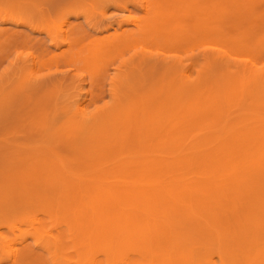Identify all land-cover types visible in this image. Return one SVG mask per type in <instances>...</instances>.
<instances>
[{
    "label": "rangeland",
    "instance_id": "1",
    "mask_svg": "<svg viewBox=\"0 0 264 264\" xmlns=\"http://www.w3.org/2000/svg\"><path fill=\"white\" fill-rule=\"evenodd\" d=\"M89 1L0 0L33 21L0 24V209L37 216L63 243L58 263L22 213L0 222L9 248L32 264H264V0H150L166 27L148 43L124 33L139 5ZM79 3L88 12L74 17ZM65 19L97 43L94 58L43 32ZM207 50L227 65H208ZM73 100L105 123L70 137Z\"/></svg>",
    "mask_w": 264,
    "mask_h": 264
},
{
    "label": "bare ground",
    "instance_id": "2",
    "mask_svg": "<svg viewBox=\"0 0 264 264\" xmlns=\"http://www.w3.org/2000/svg\"><path fill=\"white\" fill-rule=\"evenodd\" d=\"M83 1V0H82ZM89 1V0H88ZM92 1V0H91ZM91 1H89V3L91 2ZM123 0H107V2H111L112 4H115L116 2H122ZM144 1V4H142L140 1H138V0H127V2H124V4H125V6H123V7H120V8H123V10H127V5H131L132 7H137V5H139V7L140 8H143L145 11H144V15H145V17L143 18V19H141V20H138V21H133L134 19H132V21H131V19H130V21H131V23L132 22H135V23H133V26H134V28L132 29L133 31H130L129 33L126 31V32H124L125 34H128V35H132V36H129V37H135L136 36V38L138 37H141L140 38V40H141V42L142 43H148V41H149V37L151 36H153L154 34H156L157 33V31L158 30H162L163 28H165L166 27V24H163V17L161 16V8L159 7V4H157V6L155 5V7L153 8V9H151V6H150V0H143ZM208 1H210V0H208ZM208 1H206L208 4H209V2ZM85 2V1H84ZM186 2V1H185ZM196 2V1H195ZM110 3V4H111ZM175 3V2H174ZM184 3V2H183ZM187 3V2H186ZM210 3H213V1L211 2L210 1ZM90 4H93V3H90ZM96 4H98L97 2H95L93 5H96ZM111 4V5H112ZM182 4V3H181ZM190 4V3H189ZM197 4H199V3H197ZM187 6H188V3H187ZM198 6V5H197ZM207 6H210V5H207ZM14 7H16V6H14ZM13 5L11 4V2H8V4H6V5H0V24H8V23H12V24H19V25H22V24H27V25H29L30 26V24H33L32 22L33 21H31V18H29V17H27L28 18V20L27 21H20L19 22V19L17 18V17H15L14 16V14L15 13H19L18 12V10L17 11H15L13 8ZM92 7V6H91ZM175 7H177V6H175ZM203 7H205L204 5H203ZM72 8H74V6H69V9H67V7H66V9H64L63 11L64 12H67V11H65V10H71ZM75 8H77L78 10H79V8L80 9H82V11L81 12H79V13H74V17H78L79 15H86L87 14V12H88V6L86 5V3L85 4H78L77 5V7H75ZM196 8V7H195ZM104 9V8H103ZM201 9V8H200ZM141 10V9H140ZM203 10V9H202ZM204 10H205V8H204ZM26 11V10H25ZM68 11V12H69ZM22 12H23V10H22ZM71 12H72V10H71ZM216 13V11H213V13ZM201 13V12H200ZM203 14H204V12H202ZM207 13V12H206ZM211 13V15H213L212 14V11L210 12ZM20 14V13H19ZM24 14V12L23 13H21V15H23ZM70 14V13H69ZM72 14V13H71ZM208 14V13H207ZM101 15H103V11H102V13H101ZM41 16V15H40ZM41 17H43V14H42V16ZM68 17V16H67ZM86 17V16H85ZM205 17H206V14H205ZM209 17V16H208ZM215 17V16H214ZM214 17H212V18H214ZM66 18V17H65ZM69 18V17H68ZM211 17H209V20H211L212 19ZM204 19V18H203ZM136 20V19H135ZM128 21V20H127ZM174 21V20H173ZM206 21H208L207 19H206ZM126 23H130V22H126ZM173 23V22H172ZM209 23H211L212 25H213V23L212 22H209ZM209 23H207V25L209 24ZM59 24V26H57ZM57 25H55V27H53V28H56V26H57V28L56 29H58V32H56V31H54V30H52V26H50V25H48L47 23H46V26H47V30H43V32L44 33H46L47 35H49L50 36V39L52 40H54L55 39V41H56V43H55V47H56V49L57 48H60L63 44H64V41H67V43L66 44H68L67 46H71V45H73V43H74V48H76V49H79V50H81V47H83V46H85L83 49H85L89 54V56L90 57H92L93 56V54H97V53H95V52H99L98 50H96L95 48H92V47H95V46H97V43H95V44H85V41H84V38H85V36H82V35H79L76 31H75V29L73 28V27H71V25L68 23V21H67V19H65V20H63V22H61V23H58ZM168 24V23H167ZM180 24V23H179ZM216 24V23H215ZM262 24V23H261ZM122 25V24H121ZM121 25H117V29L115 30V39L117 38V37H121V36H123V32H122V34H119L118 32H119V30L121 29ZM123 25H125V24H123ZM128 25H130V24H128ZM260 25V24H259ZM131 26V25H130ZM215 26V25H214ZM262 26V25H261ZM132 27V26H131ZM216 28V27H215ZM210 29V28H209ZM208 29V30H209ZM213 29V28H212ZM52 31H54V32H52ZM121 31V30H120ZM191 31V30H190ZM218 31V30H217ZM216 31H212V32H209V34H211V35H213L214 33H215ZM262 31H261V29H260V32H259V34L261 33ZM217 33H219V31L217 32ZM216 33V34H217ZM257 33V32H256ZM164 34V33H163ZM163 34H162V37L161 38H167L168 37V35H166V36H163ZM75 35H77V39L76 38H74L73 36H75ZM184 35V34H183ZM219 35H221V34H219ZM218 35V36H219ZM82 36V37H81ZM214 36V35H213ZM248 36V35H247ZM255 36V35H254ZM257 37V36H256ZM106 38V37H105ZM209 38L211 39V41H209L210 39H205V41H203V43H206L207 45H209V44H211V46L212 45H215L216 46V44L217 43H215V41L213 40L214 38L213 37H211L210 35H209ZM107 39H109V38H107ZM111 39V38H110ZM109 39V40H110ZM185 39V38H184ZM218 39V38H217ZM251 39L252 38H250V41H251ZM244 40V39H243ZM248 39H246V41H247ZM136 41V39L135 38H132L131 39V42H132V44H134L133 42H135ZM139 41V40H138ZM138 41H136L137 43H138ZM209 41V42H208ZM224 41V40H223ZM228 41V40H227ZM226 41V42H227ZM208 42V43H207ZM234 42H236V41H234ZM253 41H251V43H252ZM136 43V44H137ZM142 43H140V44H142ZM231 43V42H230ZM243 43V42H242ZM250 43V45H252ZM256 43V42H255ZM238 44V43H237ZM247 44V43H246ZM258 44H260V43H258ZM230 45V44H229ZM236 44H234V47L235 48H233V50L235 49V50H238L237 52H240V54H242L244 51H242L243 49H245V48H247V45H246V47H244L243 49H241L240 50V48H242L241 47V45L242 44H240V46H238L237 45V47L235 46ZM254 45V44H253ZM132 46V45H131ZM137 46V45H136ZM136 46L134 47V48H136ZM233 46V45H232ZM256 46H258L257 48H260L259 47V45H256ZM255 46V47H256ZM107 47H111L110 45H108ZM133 47V46H132ZM142 47V46H141ZM147 47V46H146ZM224 47V46H223ZM240 47V48H239ZM70 47H68V49H69ZM252 48V47H251ZM72 49V48H71ZM133 49V48H132ZM141 50H142V48H141ZM145 50V49H144ZM225 50H227V51H229L232 55H234V54H236L235 52H231V49L230 50H228V49H226L225 48ZM249 50V49H248ZM251 50H253V49H251ZM59 51V50H58ZM69 51V50H68ZM76 51V50H75ZM247 51V50H246ZM256 51H259V50H256ZM83 52H84V50H83ZM82 52V53H83ZM153 52V51H152ZM69 53V52H68ZM205 54L203 55V57H204V59L207 61V63H208V65H210V64H216V62H218L217 64H219V65H221V66H226L227 64V62H226V60H225V58L221 55V54H219V53H217V52H215V51H213V50H207L206 52H204ZM230 53L228 54L227 53V55L229 56L230 55ZM247 53H249V55H253L252 54V52H247ZM254 53V52H253ZM58 54V53H57ZM73 55H74V57H73ZM82 55V54H81ZM80 55V53H78V52H74V53H72L71 55H68L67 54V58L69 59V61H71V62H79V61H84V60H86V59H88V58H90V57H85V58H83V56H81ZM250 56V57H251ZM33 57V56H32ZM230 57V56H229ZM232 57V56H231ZM92 58H94V56L92 57ZM34 59V58H33ZM96 59H98V58H96ZM36 60V59H35ZM60 60V59H59ZM66 60V59H65ZM252 60V59H251ZM37 61V60H36ZM146 61H149V59H148V56H144V55H140V54H135V55H133L132 57H131V60H130V63H132V64H134L135 62H137V63H139V64H142L143 62H146ZM34 62V61H33ZM25 63V62H24ZM35 63V62H34ZM33 63V64H34ZM91 64H93V62H91ZM87 64H85V66H86ZM254 65V64H253ZM69 66V65H68ZM29 67V66H28ZM67 67V66H66ZM88 67V66H87ZM210 67V66H209ZM29 68H31V67H29ZM48 68V67H47ZM211 68V67H210ZM222 68V67H221ZM252 68H253V66H252ZM72 69V68H71ZM254 69V68H253ZM33 70L34 69H32V71L30 70L29 72H28V74H26L27 76L26 77H28L29 79H28V81H26V82H29V81H31L34 77H33V74H32V72H33ZM26 71V70H25ZM78 72V71H77ZM80 72V71H79ZM249 72H250V70H249ZM94 74H96V72L94 73ZM85 75V74H84ZM92 79V78H91ZM95 79V78H94ZM262 80H264V79H262ZM194 92V91H193ZM70 105H71V107H72V109H70L69 111H68V117L66 118V120L67 121H65V124L67 125V127H66V130H67V132H70L68 135L70 136V137H72V135H74L76 132H82V131H84L85 130V127L86 128H88V126H90L91 124H93V125H91V126H101V125H103L104 123H105V121H103L104 120V118L106 117V115L104 114V113H101V114H97V113H95L96 115H89L88 113V115H86L85 113H84V110H83V103H80V100H73V101H71V103H70ZM65 110V109H64ZM98 110V109H97ZM100 110V109H99ZM99 110H98V112H99ZM109 111V110H108ZM63 113H64V111H63ZM106 113V112H105ZM258 122V121H257ZM251 124V123H250ZM257 125V124H256ZM248 128V127H247ZM262 128H264V125H262ZM259 131H261V130H259ZM103 134V133H102ZM245 136V135H244ZM102 137V136H101ZM100 137V138H101ZM103 137H104V135H103ZM240 140V139H239ZM91 141V140H90ZM103 141H104V139H103ZM102 141V142H103ZM116 141V140H115ZM114 141V142H115ZM89 144H91V142L89 143ZM102 144V143H101ZM87 145V144H86ZM88 146V145H87ZM90 146V145H89ZM87 148V147H86ZM98 149V148H97ZM115 149V148H114ZM238 149V148H237ZM96 153V152H95ZM259 153V152H258ZM83 154V153H82ZM39 157V156H38ZM42 158V157H41ZM44 158V157H43ZM18 159V158H17ZM16 159V160H17ZM22 160V159H21ZM44 160V159H43ZM42 160V161H43ZM55 160V159H54ZM11 162H15V160H13V161H11ZM59 162V161H58ZM17 163H20V160H19V162H17ZM41 163V162H40ZM61 163V162H60ZM60 163H59V165H60ZM33 164H35V163H33ZM15 165V164H14ZM37 165V164H36ZM54 166H56V164H54L53 166H50V168H54ZM216 166V165H215ZM31 167H33V165H31ZM39 168H43V170H45L44 168H46L43 164H39V166H38ZM59 167V166H58ZM49 168V166H48V168H47V170H49L50 169ZM62 169H63V171H64V169H65V166L63 165L62 166ZM5 174V173H4ZM20 176V175H19ZM40 176V175H39ZM18 177V176H17ZM16 178V177H15ZM18 179V178H17ZM46 180V179H45ZM16 181V180H15ZM38 182V181H37ZM75 184V183H74ZM68 185H69V181H68ZM71 185V184H70ZM73 185V184H72ZM60 186V185H59ZM72 187V186H71ZM60 188V187H59ZM233 188V187H232ZM64 189V188H63ZM24 198V197H23ZM26 198V197H25ZM220 199V198H219ZM22 201V200H21ZM1 202V201H0ZM10 203V202H9ZM13 203V202H12ZM11 203V204H12ZM24 204V203H23ZM30 204V203H29ZM34 206V205H33ZM2 209H4V206H3V208ZM2 209H0V222H3L4 224H5V221L9 218V217H11V216H13V215H15V214H24V222L26 223V224H29V227L31 228V233H30V235L32 236V239L35 241V244H36V246H38V247H40L42 250H44L48 255H50L53 259H55V260H57L58 261V263L60 262V254H61V250L63 249L62 247H63V243H62V233H61V235H60V232H58V231H56L55 230V228H50V229H47V228H44V224L42 225L41 224V222H40V220H38L37 219V216H27L28 214L26 213V212H20V211H18L17 209H15V207L13 206H10V207H8L7 208V211H5V212H2L3 210ZM24 209H25V207H24ZM29 212V211H28ZM47 213V212H46ZM49 213V212H48ZM47 213V215H48V217H50V215ZM50 213H51V210H50ZM44 221V220H43ZM42 221V222H43ZM53 221H54V219H53ZM50 223V222H49ZM45 224H46V222H45ZM47 225V224H46ZM2 228H5V225H3V224H1L0 225V264L1 263H9V264H32L33 263V254L32 253H27V251H23V252H17L16 250H14V249H11L12 247H11V241L9 242V241H7V240H5V238L3 237V233L1 232V229ZM64 229H66V228H64ZM240 246V245H239ZM9 247H11V248H9ZM35 261V260H34ZM95 262V261H94ZM125 262V261H124ZM89 263V262H88ZM118 263V262H117ZM93 264V263H92ZM126 264V263H125Z\"/></svg>",
    "mask_w": 264,
    "mask_h": 264
}]
</instances>
